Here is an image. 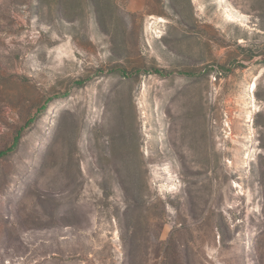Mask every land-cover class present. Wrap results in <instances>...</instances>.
Instances as JSON below:
<instances>
[{
	"label": "rangeland",
	"instance_id": "rangeland-1",
	"mask_svg": "<svg viewBox=\"0 0 264 264\" xmlns=\"http://www.w3.org/2000/svg\"><path fill=\"white\" fill-rule=\"evenodd\" d=\"M263 56L264 0H0V264H264Z\"/></svg>",
	"mask_w": 264,
	"mask_h": 264
},
{
	"label": "trees",
	"instance_id": "trees-1",
	"mask_svg": "<svg viewBox=\"0 0 264 264\" xmlns=\"http://www.w3.org/2000/svg\"><path fill=\"white\" fill-rule=\"evenodd\" d=\"M18 140H19V136H16L15 143H14L15 145L18 143ZM8 151H9V149L0 152V156L4 155V154L7 153Z\"/></svg>",
	"mask_w": 264,
	"mask_h": 264
},
{
	"label": "bare ground",
	"instance_id": "bare-ground-1",
	"mask_svg": "<svg viewBox=\"0 0 264 264\" xmlns=\"http://www.w3.org/2000/svg\"><path fill=\"white\" fill-rule=\"evenodd\" d=\"M192 140H193L194 143H191V142H190V144H189L188 146H191V145L193 144V145H196L195 147H197V146H198V142H196V141H197V139H196V135H194V137H193ZM195 140H196V141H195ZM195 149H196V148H195Z\"/></svg>",
	"mask_w": 264,
	"mask_h": 264
},
{
	"label": "water",
	"instance_id": "water-1",
	"mask_svg": "<svg viewBox=\"0 0 264 264\" xmlns=\"http://www.w3.org/2000/svg\"><path fill=\"white\" fill-rule=\"evenodd\" d=\"M263 59H264V56H263Z\"/></svg>",
	"mask_w": 264,
	"mask_h": 264
}]
</instances>
